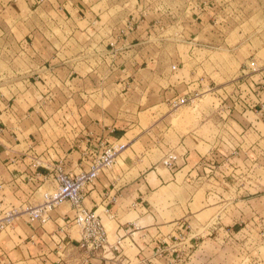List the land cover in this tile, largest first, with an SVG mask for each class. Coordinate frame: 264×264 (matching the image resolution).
<instances>
[{
  "label": "crops",
  "instance_id": "obj_1",
  "mask_svg": "<svg viewBox=\"0 0 264 264\" xmlns=\"http://www.w3.org/2000/svg\"><path fill=\"white\" fill-rule=\"evenodd\" d=\"M128 4L0 0V208L34 198L44 181L37 173L50 164L78 174L106 146L131 142L85 198L102 210L108 244L86 251L64 201L45 224L19 218L0 230V264H170L192 226L206 236L214 220H264V178L255 169L243 179L246 165L264 168V61L256 49L236 58L240 70L217 90L213 115L166 138L156 131L161 108L206 89L213 75L164 69L161 48L175 42L162 35L176 26V10L154 7V19L143 22L147 10ZM257 34L239 46L256 47ZM169 150H186L174 168L161 162ZM34 156L45 166L35 167ZM118 238L120 256L111 253Z\"/></svg>",
  "mask_w": 264,
  "mask_h": 264
},
{
  "label": "rangeland",
  "instance_id": "obj_2",
  "mask_svg": "<svg viewBox=\"0 0 264 264\" xmlns=\"http://www.w3.org/2000/svg\"><path fill=\"white\" fill-rule=\"evenodd\" d=\"M154 3L156 0H129L128 6L131 8L138 4L143 10H147L146 20L143 22L154 19V7H172L176 10L177 16L173 17L176 26L174 29H166L162 35L175 42L161 48L167 55L164 69L173 72L176 70L182 75H188L194 69L195 72L201 70L213 75L210 86L206 89L199 85L196 94L190 99L187 97L184 102H173L161 108L162 119L156 131L170 138V132L187 133L203 119L213 115V109L219 105L217 90L240 70L236 58L248 55L256 49V59L264 61V0H161L159 4ZM206 12H209L208 16L202 15ZM255 32L258 33L256 47L239 46L246 44L247 38ZM91 53L92 51L84 52L87 55ZM103 65L105 63L99 61L92 63V67L97 69H101ZM173 65L176 69H172ZM4 67L6 65H1L0 70L5 69ZM114 143H126L128 148L131 142L123 138ZM124 150L118 154L115 164L106 172H111L117 166ZM165 154L161 155V160ZM246 166L248 171L244 180L252 178L255 169L258 170V176L264 178V168H261L260 164L255 167ZM261 180L257 188L264 186V179ZM242 194H245V191H241ZM40 198L39 191L34 200ZM100 211L102 210H98ZM191 228V236L188 233L183 240H178L182 241L176 246L179 250H168L173 251L170 264H185L190 261L192 254V264H264V220L237 223L234 226L219 223L214 225L211 222L207 229L211 234L206 236V229L199 226H196V229L195 226ZM196 233L200 235L196 236ZM123 244L129 248V240ZM127 252L132 253L133 250Z\"/></svg>",
  "mask_w": 264,
  "mask_h": 264
},
{
  "label": "built area",
  "instance_id": "obj_3",
  "mask_svg": "<svg viewBox=\"0 0 264 264\" xmlns=\"http://www.w3.org/2000/svg\"><path fill=\"white\" fill-rule=\"evenodd\" d=\"M173 69L176 66L173 65ZM187 100L186 97L181 102ZM126 143H112L106 146L92 161L89 168L80 171L78 174L67 172L61 162L50 164L49 171L41 175L44 179L35 192H41V198L37 201L34 198L18 205H9L0 208V230L19 218H25L31 222L45 224L50 219L53 210L59 207L64 201H69L74 210V225L81 236V246L88 252H98L109 243V233L97 209H89L85 205V198L88 190L97 181L100 175L111 169L115 164L118 154L126 148ZM185 151H168L161 160L166 168H174ZM33 164L37 168L45 166L41 156L33 157ZM35 197V196H34ZM1 204V202H0ZM105 212H109L105 208ZM219 223L217 220L213 224ZM122 240L118 238L113 245L111 253L121 255L123 250ZM61 252V251H60Z\"/></svg>",
  "mask_w": 264,
  "mask_h": 264
}]
</instances>
